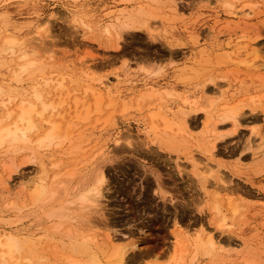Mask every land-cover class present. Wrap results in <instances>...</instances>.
<instances>
[{"label":"rangeland","instance_id":"obj_1","mask_svg":"<svg viewBox=\"0 0 264 264\" xmlns=\"http://www.w3.org/2000/svg\"><path fill=\"white\" fill-rule=\"evenodd\" d=\"M225 4H232L236 15L226 13ZM138 8L144 11L137 18L141 29L117 24V31L105 32L109 23H116V12L136 16ZM4 24L35 45L37 53L30 54L46 63L44 72L63 78L78 96L82 71L95 85H110L109 92L100 93L99 114L89 95V118L75 119L76 133L81 132L79 153L64 154L51 146V151L40 148L34 154L23 148L12 155L10 147H0V233L10 229L13 217L21 218L11 232L23 242L17 257H29L30 264H68L77 257L32 198L42 165L47 171L52 160L70 194L83 193L95 168H104L103 197L75 224L77 232L93 237L92 247L103 262L112 249L105 239L110 233L127 244L136 242V253L151 252L128 262L135 253L129 249L125 264H264V0H0V27ZM250 43L256 51L248 61L255 67L247 71L243 64L231 63L227 51ZM240 51L243 60L246 55ZM4 57L0 52V101L11 100L14 119L18 102L33 98L32 81L21 73L24 80L18 83L9 68L14 61ZM50 87L37 86L45 99L61 97ZM155 91L162 94L158 104L169 119L176 120L181 107L190 110L197 125L185 141L198 166H206L208 194L184 149L168 151L150 143L148 111L154 100L143 96ZM109 97L113 105L107 107ZM229 105L242 107L237 131L221 116ZM0 114H5L1 108ZM214 123L215 135L210 132ZM35 124L34 145L49 127L38 118ZM213 139L218 143L211 159L205 149ZM71 168L76 174L68 177ZM214 203L228 217L226 229L217 227ZM229 203L239 210L235 216ZM10 207L19 210L14 213ZM207 234L221 241L213 256L196 251L197 241Z\"/></svg>","mask_w":264,"mask_h":264},{"label":"bare ground","instance_id":"obj_2","mask_svg":"<svg viewBox=\"0 0 264 264\" xmlns=\"http://www.w3.org/2000/svg\"><path fill=\"white\" fill-rule=\"evenodd\" d=\"M224 6L226 13L236 15L232 4H225ZM247 6L252 10V6ZM116 13L117 16L115 15V18L118 22L123 18L125 19L122 20V23L120 22V25L117 21H115L116 23H109L110 27H106L107 29L105 32L110 33L111 30L117 31L118 26L119 28L130 29L133 27L134 29H141L139 27L141 26L139 24V19L137 18L144 14L142 8L136 9V16L129 12L128 15H125L123 14V10ZM134 23L138 25H135ZM0 30H2V32H0V36L2 35L0 52L5 54V60L14 61V64L11 66L8 65L9 68L12 67L13 69L14 79L19 83V81L24 80L21 73H25L26 81L27 79L32 81L30 87L33 90L31 96L33 97L32 99L22 98L18 102V111L14 119L13 116L15 110L12 109L13 105L10 109L11 100L0 101V108L5 111L4 115L0 114V147H10L8 152L12 153V155H16L15 152L20 151L23 148H29L30 151L35 154L38 153L40 148L44 151H51L53 150V147L59 148V151L64 154L71 155L73 153H79L81 149V132L76 133L78 130L75 119L86 120L89 118L90 111L87 103V96L89 95L95 97L94 112L99 114L103 110L100 93L104 90L109 92L110 85L104 82H99L95 85L89 80V75L82 71L81 73L84 75V83L82 85L83 91L80 94L82 96L80 97V95L78 96L76 93V88L70 90L64 85L63 78L60 77V79L59 76H57L59 79L55 78L56 76L52 78L50 74L44 72L47 67L46 63H44L41 58L39 59L37 57L38 55L35 56L36 54H30L35 51L36 46H30L32 44L27 43L26 38L23 35L17 34L14 26L10 27L4 24L2 28L0 27ZM121 38L120 32L117 34L116 47H120ZM258 40L261 39L258 38L257 41ZM242 49L243 52H245L244 55H246L243 60L239 57V55L242 54V51H240ZM232 51V53L227 51L231 63L237 65L243 64L247 71H252L254 69V62L248 61V55L253 54L256 51L254 44L252 45V43H250L247 47L234 48ZM221 54H223V52H221ZM226 60L227 57L224 55L223 61ZM14 65L20 67V71L17 72L13 67ZM35 77L36 79H33ZM79 79L80 77L77 79V83L78 81L82 82V79ZM49 84L51 89L59 92V94L61 93V97L54 100L45 99L37 86L47 85L48 87ZM204 91L205 90H201L203 93ZM150 93L151 92L147 94L145 93L146 95L143 96L153 98L154 100V103H150V106L154 105V108L152 107L153 109L151 110L148 109L149 128L147 129H149V131H147V137L149 138L150 143L155 144L158 142L160 149L164 147L169 149L168 151L178 152L180 149H184L185 155L188 156L187 159L191 161L195 169L197 168L198 176L201 177L198 181L204 194H208V185L210 182L208 183L205 178L203 179L206 166H198L199 164L197 160L190 155V152H188V144L187 141H185L190 135L191 130H193L192 128H196L197 125L192 117L190 118L188 115L190 110H186L184 107L179 108L178 118L173 121L167 117L166 110L158 104L159 99L162 98V94L159 91H155L154 94ZM183 101L187 103L188 98L185 97ZM111 105H113V100L109 97L106 106L109 107ZM81 108L85 110L84 114L79 112ZM241 112L242 107H239L238 105H229L224 108L223 115L221 116L223 117V120H230L233 123L234 131H237L240 126L239 117ZM36 118L43 121L49 127L45 134L36 140V145H34L31 142L30 137L32 130L36 127ZM206 119L207 122L210 123V117H207ZM210 132L214 135L215 133H218L216 123L212 124ZM217 143L218 141L215 139L209 140L207 144L204 143V145H207L205 149L206 153H208L207 156L211 159L217 152ZM50 156L53 155H49L48 157ZM75 163L76 162H74V164ZM48 165L50 166V169H47V171L42 165V175L38 179L39 182L34 183L36 185L32 191V198L37 205V209L42 211L45 221L53 227L52 229L65 235L61 242L64 244L65 240L69 241L71 250L77 255V257H73L69 260L68 264H125L127 261L131 262L132 260H136L138 256H146L151 253L148 251H146V253L142 251L144 254L141 251L136 253V242L127 244L118 240L119 238L115 237V235L107 233L105 239L109 247L112 249L111 253L107 256L106 261L103 262L98 254L94 252L92 247L93 237L91 235H86L84 232H77L75 224L76 221L80 222L86 219L87 214L91 213L92 207L98 205L100 199L103 197V189L107 185L104 168H95L92 177H90V180L88 179L86 190L83 191V193L79 194L73 192L70 194L68 192L69 183L65 181V176L61 177V171L57 168L58 164L51 160ZM75 174L76 171L74 168L66 171V176L68 177H73ZM228 207H230L229 211H231L233 216L239 213L238 208L233 204L229 203ZM8 209L14 213L16 210H19L16 207H10ZM211 210L214 214V220L216 219L217 221L218 229H226L229 227V225L226 224L228 217L219 207L218 203L212 204ZM15 215L16 214L13 216ZM0 216L3 215L0 214ZM20 219V217H13L9 222L10 229H7L6 231L4 230V232L0 233V264H17L19 259H26L28 264H30L31 259L29 257H17L16 254L20 253L23 242L17 233H11L14 227L17 228L20 226V223H18L20 222ZM202 230L203 229H201V231ZM205 236L206 239H197V250H195H199L201 254L215 255V253L219 251L218 249L220 248L221 241H218L214 234H207ZM129 249H132L135 253L130 260H127L126 257L128 256Z\"/></svg>","mask_w":264,"mask_h":264}]
</instances>
